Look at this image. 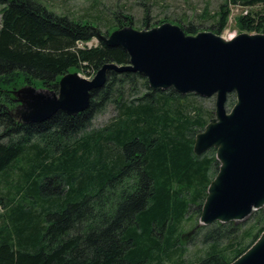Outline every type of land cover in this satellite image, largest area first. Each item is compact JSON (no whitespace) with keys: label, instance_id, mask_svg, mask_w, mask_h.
Here are the masks:
<instances>
[{"label":"trees","instance_id":"1","mask_svg":"<svg viewBox=\"0 0 264 264\" xmlns=\"http://www.w3.org/2000/svg\"><path fill=\"white\" fill-rule=\"evenodd\" d=\"M230 3L260 5L239 25L264 33V0H225L214 14L218 34ZM0 4V264H230L258 240L264 207L251 222L200 224L220 163L214 150L194 151L214 116L196 94L154 90L138 72L110 71L87 110L40 123L16 118L20 85L58 92L71 70L96 74L130 57L105 43L95 21L60 15L41 0ZM114 18L116 26L134 23L124 13ZM180 26L199 32L193 22ZM96 37L97 45L86 44ZM235 102L230 94L228 107ZM110 103L115 117L93 129Z\"/></svg>","mask_w":264,"mask_h":264},{"label":"water","instance_id":"2","mask_svg":"<svg viewBox=\"0 0 264 264\" xmlns=\"http://www.w3.org/2000/svg\"><path fill=\"white\" fill-rule=\"evenodd\" d=\"M105 43L123 48L129 63H106L93 79L66 73L59 91L32 85L15 91L14 115L24 124L40 123L57 112L87 110L93 90L102 88L110 71L138 72L152 89L173 88L182 95L215 96V117L199 132L194 151L217 149L220 168L208 188L200 224L241 222L264 207V33L241 32L225 38L213 31L188 34L178 24L114 30ZM230 94L236 102L229 110ZM230 264H264V231Z\"/></svg>","mask_w":264,"mask_h":264},{"label":"rangeland","instance_id":"3","mask_svg":"<svg viewBox=\"0 0 264 264\" xmlns=\"http://www.w3.org/2000/svg\"><path fill=\"white\" fill-rule=\"evenodd\" d=\"M47 7L60 14L71 16L75 19H82L87 21H95L98 23L101 29V35L107 37L114 30L121 28L118 25V21L114 18L115 13H124L125 15L132 17L134 20L133 26L136 29H146L161 25L164 22H171L173 24L180 25L183 23L193 22L196 24L199 31H213L217 33L216 20L214 14L219 10L222 3L225 0H41ZM230 15L227 22V26L221 33L225 38H231L241 32H249L241 29L239 25V18L249 12H255L261 9L260 5L256 6H243L241 4L230 3L229 5ZM145 11L149 14V23L147 26L143 24ZM1 12L2 5L0 4V24H1ZM167 20V21H166ZM132 25V24H131ZM115 26V28H114ZM127 26V25H125ZM123 27V26H122ZM109 30V34H107ZM255 33V32H250ZM232 35V36H231ZM99 39L96 37L93 40L87 42L88 46L97 45ZM82 46V44H80ZM72 73L77 72L81 76L87 79H93L95 73L78 72L71 70ZM32 85L37 89H45L44 87H38L34 84L25 83L15 89L14 97L17 107L19 102L16 101L15 91L18 89ZM198 96V95H197ZM200 97V96H199ZM202 105L205 109L213 111V118L215 117V96L210 98L201 97ZM227 108H230L227 105ZM117 108L114 104H108L105 109L97 114L93 121V129H98L109 124L115 117ZM212 118V119H213ZM211 119V120H212ZM214 150L217 154L216 148H211L206 152ZM205 152V153H206ZM220 163V162H219ZM1 212V207H0ZM257 212H253L250 217L241 223L251 222L253 215ZM240 223V222H236Z\"/></svg>","mask_w":264,"mask_h":264},{"label":"bare ground","instance_id":"4","mask_svg":"<svg viewBox=\"0 0 264 264\" xmlns=\"http://www.w3.org/2000/svg\"><path fill=\"white\" fill-rule=\"evenodd\" d=\"M232 36V35H231Z\"/></svg>","mask_w":264,"mask_h":264}]
</instances>
